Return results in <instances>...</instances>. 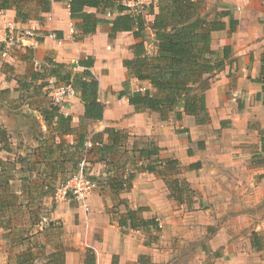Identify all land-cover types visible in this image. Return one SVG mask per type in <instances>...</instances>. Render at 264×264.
<instances>
[{
	"label": "crops",
	"instance_id": "0c3cea01",
	"mask_svg": "<svg viewBox=\"0 0 264 264\" xmlns=\"http://www.w3.org/2000/svg\"><path fill=\"white\" fill-rule=\"evenodd\" d=\"M69 1L54 0L50 11L25 23L16 20L12 1L0 11V29L12 22L35 30L10 57L0 54V129L5 133L0 158L15 162L16 169L31 166L38 175L36 187H57L83 158L87 171L100 181L89 197V211L74 207L79 245L68 249L66 264H84L88 248L95 251L97 264L114 259L117 264H264V104L257 98L263 87L258 79L264 0H205L207 13L219 2L214 13H231L223 18L226 28L212 33L218 57L223 58L225 46L230 53L221 70L206 75L211 82L206 124L187 114L177 119L175 111L162 118L160 112L130 104L121 94L124 89L154 92L149 81L129 77L123 64L134 57L137 40L126 31L110 39L106 23L84 35L71 18ZM85 10L104 17L96 8ZM230 16L239 21L234 32ZM153 20L150 15L147 22L151 51ZM89 57L103 118L87 117L77 92L63 105L52 103L69 122L60 126L57 118L46 120L43 113L51 115L52 104L45 83L55 81L49 75L53 63L73 74L85 70L79 61ZM94 136L111 151L79 147L82 139ZM152 144L159 148L152 158L156 170H140V152ZM195 164L199 167L191 166ZM126 170L134 171L131 187L115 190L110 181ZM129 209L154 218L160 230H124L119 221ZM6 232L0 228V264L9 261ZM254 233L262 236V249L254 247Z\"/></svg>",
	"mask_w": 264,
	"mask_h": 264
},
{
	"label": "trees",
	"instance_id": "16d2710c",
	"mask_svg": "<svg viewBox=\"0 0 264 264\" xmlns=\"http://www.w3.org/2000/svg\"><path fill=\"white\" fill-rule=\"evenodd\" d=\"M11 1L14 2L17 12L16 20L25 23L30 19L39 18L42 12L50 11L54 0H0V11L9 9ZM153 2L146 8L145 14L131 13L123 0H70L69 8L71 18L77 20L76 25L84 35L96 32L100 23L110 25V39L115 38L117 33L122 31L132 32L137 40L132 45L134 57L124 59L123 64L128 70L129 77L149 81L154 92L150 89L131 92L126 88L121 94L128 97L130 104L136 106L137 109L146 108L160 112L162 118H167L170 112L175 111L177 119H182L183 114H187L195 116L198 124H206L210 119L206 106V91L211 86L209 77L206 75L221 70L230 53L229 46H225L223 58L218 57V52L212 47V33L226 28L223 18L231 13L229 10H224L215 11L213 15L209 14L204 10L205 0H153ZM87 7L96 8L104 17L86 11ZM147 15L154 16L152 25L155 35L154 51L148 49L146 45ZM230 18V31L234 32L239 21L232 16ZM79 65L85 67V70L72 74L71 71L62 70L65 67L64 64L54 62L49 73L50 78L56 77L57 83H72L85 103L86 116L101 119L104 104L98 99L99 81L89 70L93 65V60L90 57L87 60H80ZM258 81L263 87L262 91L257 94V98L264 104V52L261 56ZM46 85H49L48 82L45 83ZM180 103H183L181 108ZM57 108L52 104L51 115L47 113L43 115L46 120L57 118L58 125L61 126L65 121L69 122L70 117H65ZM4 137L5 133L0 129V140ZM90 140L100 143L101 146L98 147L101 151L110 149L100 140L99 136H94ZM85 142L82 139L80 144L78 143L79 147L85 148ZM158 153L159 148L154 144L142 149L140 157L143 160L136 164L137 168L143 171H155L156 167L152 158ZM15 166L12 160L5 161L0 158V228L7 231L5 238L23 246L26 244L28 235L25 236L23 230L15 231L16 226L10 223L11 220L3 218V213L18 198L17 193L9 189L14 179L12 171L15 170ZM191 166L199 167L197 164ZM133 178L134 171L127 178V187H124L123 174L111 180L110 184L115 190H126L131 187ZM140 211V209H129L120 219V226L124 230L129 228L160 230L159 223L154 218L145 219L140 215ZM252 241L256 249L263 248L262 236L259 234L254 233ZM35 248L34 245L28 243L13 257H9L7 264H66L68 249L63 245H58L54 251L48 253L43 262L39 261V252ZM84 264H97L96 253L92 248L87 249ZM112 264H117L115 259Z\"/></svg>",
	"mask_w": 264,
	"mask_h": 264
},
{
	"label": "rangeland",
	"instance_id": "374dc122",
	"mask_svg": "<svg viewBox=\"0 0 264 264\" xmlns=\"http://www.w3.org/2000/svg\"><path fill=\"white\" fill-rule=\"evenodd\" d=\"M218 4L208 7L212 15ZM144 7L146 6L139 5L138 9L144 10ZM149 18L150 15H147V22ZM48 84V92H50L51 85L56 86L58 83L50 84L48 82ZM49 101L55 104L51 97ZM77 164L74 163V167L66 175L65 180L63 179L57 187L34 186L38 175L36 172H32L31 166L26 169H21V166H19L20 169L15 167L17 171L22 170V173L12 171L14 179L9 189L15 191L18 198L3 213V218L10 219V223L16 226L15 231L23 230L24 235H28V237L26 238V244L23 246L15 244L11 240L9 241V245L7 244L9 257H13L15 253L30 243L39 252V261L43 262L45 256L54 251L58 245H63L67 249H76V245H79L78 236H76L77 228L75 229V227H77L80 220L78 214L74 212V207L83 210L78 202L71 197V194L62 197L59 193L60 187L66 183L70 174L72 175L78 169L79 164ZM21 174L25 177L22 181L20 179ZM260 255L264 258V251Z\"/></svg>",
	"mask_w": 264,
	"mask_h": 264
},
{
	"label": "built area",
	"instance_id": "2783aa9c",
	"mask_svg": "<svg viewBox=\"0 0 264 264\" xmlns=\"http://www.w3.org/2000/svg\"><path fill=\"white\" fill-rule=\"evenodd\" d=\"M124 5L129 8L131 13H146V8L151 6L153 0H123ZM144 5V10H139L138 6ZM35 36V30L27 27L17 26L15 23L8 22L7 25L0 29V54L4 58H8L11 55L13 48L17 46H24V42L29 38ZM34 44H37L34 43ZM50 84H54L56 81L49 80ZM57 83V82H56ZM76 90L72 83H58L56 86L51 85L50 97L56 105H63L69 97L76 94ZM95 146H101L100 143H95L92 140H87L84 143V150L89 151ZM132 171L126 170L124 175V187L128 186L127 178ZM100 188V181L94 179L92 175L87 171V161L83 158L78 166V169L70 175L66 183L63 184L59 193L62 197L69 196L78 202L79 206L84 212H88L90 209L89 197L97 189Z\"/></svg>",
	"mask_w": 264,
	"mask_h": 264
},
{
	"label": "water",
	"instance_id": "95a60500",
	"mask_svg": "<svg viewBox=\"0 0 264 264\" xmlns=\"http://www.w3.org/2000/svg\"><path fill=\"white\" fill-rule=\"evenodd\" d=\"M182 106H183V103H180V104H179V107H182Z\"/></svg>",
	"mask_w": 264,
	"mask_h": 264
}]
</instances>
